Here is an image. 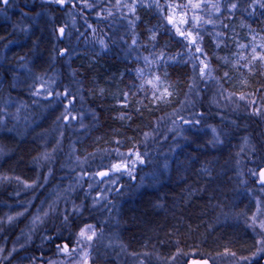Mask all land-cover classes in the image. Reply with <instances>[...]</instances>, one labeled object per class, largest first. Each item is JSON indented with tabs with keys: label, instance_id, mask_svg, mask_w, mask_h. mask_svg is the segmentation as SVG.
<instances>
[{
	"label": "trees",
	"instance_id": "1",
	"mask_svg": "<svg viewBox=\"0 0 264 264\" xmlns=\"http://www.w3.org/2000/svg\"><path fill=\"white\" fill-rule=\"evenodd\" d=\"M121 1L9 0L14 5L0 4V101L7 95L22 104L33 103L36 85L48 83L55 93L52 98L59 99L60 109L74 107L71 116L63 122L56 121L62 124V140L58 132L49 140L20 139L9 132L11 126H0L1 200L10 199L16 187L14 180L35 177L41 159L52 151L46 165L53 168L55 186L67 181L63 165L70 147L78 154L97 157L95 163L104 155L105 162L111 163L108 170L122 159H108L109 151L104 152L105 149L122 147L141 155L148 151L150 155H142L143 161H153L159 156L153 155L152 144L146 142L151 137L160 151L171 152L175 130L164 127L163 118L184 105L191 83L192 59L197 53L184 47L185 40L165 24L170 13L177 21L187 18L186 32L201 34L199 47L209 57L208 68L218 74L229 67V55L240 38L264 31V8L260 7L264 0H191L201 3L195 10L190 6L176 7L188 5L189 0H138L141 4L135 6V16L128 19L127 11L120 12ZM193 16L199 19L193 22ZM117 22L122 24V30L116 28ZM82 29L87 32H80ZM12 40L19 43L18 52L7 58L3 48ZM88 42L96 45L97 53L90 52ZM129 45L139 47L142 61L132 58ZM164 57L169 63L161 62L158 67L162 72L167 70L163 73L168 72L174 93L162 102L154 96L156 89L148 82L141 83L137 75L145 64ZM244 77L242 92L251 97L248 105L227 108L219 116L206 94L199 102L193 101L194 112L204 116L206 125L217 128L218 139L205 149L206 135L204 140L198 138V133L186 136L193 144L187 147L193 159L186 170L178 172L177 160H172L167 172L156 175V183L147 175V186L136 191L134 183L126 180L127 175L114 177L117 188L112 193L118 189L126 195L118 197L116 192L104 197L110 196V202L114 201V213L108 219V208H99L104 200L82 187L71 197L79 214L73 210L76 216H69L67 224L59 217L62 223H55L59 230H78L90 224L100 236L117 235L122 244L120 250L97 247L96 258L101 252L104 258L95 264H186L192 257L246 264L255 240L247 228L251 211L245 205V196L248 185L257 189L254 171L264 163V123L259 116L264 110V69L253 66ZM1 114L0 106V117ZM75 119L80 124L84 122L85 127L80 136L69 138ZM43 123H39L37 131ZM43 144L47 145L46 150L41 149ZM258 151L260 158L248 157ZM126 160L136 176L149 173L147 163L132 164V158ZM201 163L207 165L206 174L197 172ZM87 172L83 178L92 177ZM190 186L197 192L189 193ZM67 204L70 206L71 202ZM112 222L114 226H110ZM28 249L20 253L29 254L34 260L42 256H32ZM136 255L144 261L134 262Z\"/></svg>",
	"mask_w": 264,
	"mask_h": 264
},
{
	"label": "rangeland",
	"instance_id": "2",
	"mask_svg": "<svg viewBox=\"0 0 264 264\" xmlns=\"http://www.w3.org/2000/svg\"><path fill=\"white\" fill-rule=\"evenodd\" d=\"M121 2L120 12L127 11L126 19L130 16H135V6L141 4L138 0H123ZM1 3H3L2 0H0V4ZM8 3L9 6L14 5L12 2ZM126 3L130 4L128 5L129 8L126 7ZM133 8L134 11L132 10ZM169 16L174 15L170 13ZM167 17L165 24L171 27L175 35H178L173 25L168 23ZM175 21L176 27H179L181 31L186 32L184 29L185 23H180V21H177L176 19ZM120 22H117L115 26L122 30L123 27ZM190 24L194 28V24ZM80 32L86 33L87 29H82ZM191 32L194 36L197 34L199 35L200 39L198 40V44L200 45L201 34L195 33V31ZM240 39L241 42L235 44L233 51L229 55L231 59L229 67H227L222 74L216 73L213 68H208L209 74L205 76H201L200 74V68L202 67L200 61L204 60L208 65L210 64L209 57L206 56L203 51L202 53H197L195 47L188 46V41L185 40L184 47H187V49L189 48L193 53H197L195 59H192L193 67L191 68L189 77L191 83L189 89H187L184 105H180L173 112L168 114L167 117L163 118L166 123L164 127L168 125L171 130H175L173 135L175 146H173L171 152L160 151L159 144H157L153 138L150 137V139L146 140L147 144H152L153 146V155L159 156L153 161L152 159L149 161L148 159H144L143 163H147V166L150 167L149 173L144 172L141 176H136V173L134 172L130 175L127 172H109L108 176L101 177L98 173L102 171L108 172L110 169L108 170L107 166L111 164L105 162L107 160H105L106 158H104V155L100 161L95 163L97 157L90 158V153L87 155L78 154L74 147H70V149H67L64 154L67 163L64 162L63 165L67 181L61 182L55 186L56 181L52 180L54 177V171L51 165H46V160L50 159L53 151L47 155V158L43 157L41 159L35 177L14 180V183L12 184L16 187L10 195V199H0V264H91L92 262L95 264L97 261L102 262L104 258L103 252L98 253L99 259L96 258L97 247L102 246L110 251H119L122 244L118 239V236L115 234L105 236L96 234L91 241H84L79 236L82 228L78 229L77 232L75 231L76 229L59 230V226L57 224L55 225V223L60 221L58 219L59 217H62V220H65L64 223L67 224L68 217L74 214L72 213L73 210L79 214L77 210L78 208L74 207L71 197L75 194V191H78L82 187H87V189L90 190L91 195L95 197L98 194L100 199L104 200L99 208H108L106 211L108 219L111 217V213H114V201L112 200L113 202H110V196L107 199H104V197L110 195L112 191L117 188V185L115 184L116 179L114 177L121 174L127 175L126 180H129V183H134L136 186L133 191L140 190L144 186H147V175L151 176L153 183H156V175L161 174L164 171L167 172L170 161L172 160H177L178 172L188 168L189 161L193 159V156L188 151L187 147L189 145L192 147L193 144L189 140H186V136L191 134L194 136L193 134L198 133L200 135L198 138L204 140V135H206L205 142H207V145H204V147H208V143L214 144L218 139V130L215 127L213 128L210 125H206L203 119L204 116H200V114L197 115L194 112L195 103L193 101L199 102V98H203L204 94H206L208 102L218 110L217 113L219 116H223L227 108L236 109L248 105L251 102L250 95L246 92H242L244 91L243 88L246 83L244 76L245 74H248L249 70H252L253 66L256 67L261 65L264 69V58H262L264 57V47H262L264 46V31ZM89 41L91 42L92 40ZM90 42H88L91 50L90 52H92V54L97 53L96 45L94 44L93 47ZM124 42L125 39L122 40V44ZM18 44L19 43L14 40L7 42L3 48V51L5 49L4 56L6 55L7 58H13L18 52ZM241 45L245 47H241ZM128 50H130V54L133 56L132 58L142 61L143 56L139 54V47L137 45H129ZM161 62L169 63L168 57H164V60L157 58L156 61L145 64L137 77L141 83L148 82L151 88L156 89L157 92L153 95L155 98L164 102L174 93V87L171 86L169 82L170 80L167 76L168 72L163 73L167 70H163L162 72L158 67V64H162ZM157 77L159 78L158 80L156 79ZM1 88L2 86L0 84V92ZM35 88L38 91H33L32 95L34 100L33 103L30 104H22L17 100L13 101V98L11 99L7 95L3 97V100L0 101L2 109L0 126L2 128H4V126H11L9 127L11 128L9 132L16 134L20 139H29L31 141L49 140L51 139V136L56 135V132H58V137L62 140L64 134L62 131V124L56 123V121L63 122L64 118L71 116L70 114L73 112L74 107L69 106L63 108L61 106L60 109L58 105L59 99L56 97L52 98V94L55 93H52V89L49 88L48 83L36 85ZM165 90L167 94L165 93ZM161 96H163V98H160ZM261 102L264 105V94ZM34 106L35 108H33ZM261 112L262 115L259 116L264 123V110ZM41 121H44L43 128L37 131L39 128H37V126ZM81 121L83 120L81 119ZM186 121L187 123H185ZM83 123L84 122L80 124L78 119L71 122L73 128L69 131L71 133L69 138L81 135V131L85 127ZM261 133L264 136V130ZM180 135L185 137V139L181 138ZM165 139H167V136ZM198 146L201 147L203 145ZM46 147L47 145L43 144L41 149L43 148L46 150ZM103 151H109L107 154L108 159L111 157L113 160H126L127 158H132V160L135 159L134 155H132V151H125L122 147L105 149ZM118 153L123 154V157L118 155ZM258 154L260 155L261 152L258 151L255 156L248 154V157L250 159L256 157L260 158ZM142 155L149 157L150 152L146 151ZM263 165L264 163L254 171L256 182H258L257 189L256 187L248 185L249 188L245 196V205L248 206L251 211L247 228L251 229L249 234L252 235L255 240V247L252 250L251 255L246 257V264L255 261L260 262L264 256V227L261 226L264 225V183L260 181L259 175V171ZM86 170L91 172L90 175H92V177L83 178ZM205 172H207V167L201 166L199 168V173L205 174ZM26 184L32 185V187H25ZM188 188L187 191L189 193L194 194L197 192V189L193 186ZM35 189L36 191L33 193ZM116 190L114 191V193L118 192L115 194L116 196L123 197L126 195L125 192ZM114 193H112V195H114ZM60 200H62V203H60ZM67 201L71 202L70 206L67 204ZM45 213H47L46 216L44 215ZM37 215L41 217V220L34 224L33 220ZM74 215L76 216V214ZM9 217H12V219L9 220ZM65 217H67V220ZM60 223H62V221H60ZM103 225L109 224L105 223ZM110 226H114L113 222ZM93 228L97 233L96 228L94 226ZM51 231L54 232L53 235H55V238H61V235H65V237L69 238L70 247L68 248V252L44 246V244H47L45 241L50 239V236L47 235H49ZM89 235H91V232H89ZM39 240L41 241V245L43 244L40 251L42 256H40L39 260L32 259L28 254L20 253L25 248L30 247L34 242ZM94 251L95 255L93 254ZM132 259L137 263L139 261H144V258L140 255H136V257ZM209 261L211 263L215 261V264H224V261L220 262L214 259H210ZM225 264L228 263L226 262ZM237 264L243 263L238 262Z\"/></svg>",
	"mask_w": 264,
	"mask_h": 264
},
{
	"label": "snow or ice",
	"instance_id": "3",
	"mask_svg": "<svg viewBox=\"0 0 264 264\" xmlns=\"http://www.w3.org/2000/svg\"><path fill=\"white\" fill-rule=\"evenodd\" d=\"M2 2L4 4H7L9 2V0H2ZM189 6L192 9L195 10V9H199L201 7V3H192L191 0H189V4L188 5H176V7H189ZM169 7H172V5H169ZM213 7L216 8V11H219V8L217 6L213 5ZM232 7L235 8L236 5H232ZM260 7L264 8V3L260 4ZM132 10L134 11V8ZM191 19H192L193 22H196L199 18L197 16H193ZM167 20H168V23L172 24L173 27L176 29V33L180 37H182L184 40L188 41V46H190V47L194 46L195 47V51L197 53H202V49L199 47V44H198V40L200 39L198 34L194 36L192 34V32H190V31L189 32L181 31V29L179 27H176V21H175L174 16H168ZM187 22H188V20H187L186 17L182 18L180 20V23H187ZM207 22L211 23V21H207ZM60 31H61V33H63V29H61ZM152 39H155V35L152 36ZM133 42L135 43V41H133ZM101 43H103V42L101 41ZM241 47H245V46L241 45ZM262 47H264V46H262ZM262 58H264V57H262ZM200 64L202 65V67L200 68L201 76L208 75L209 74L208 65L204 62V60H201ZM156 79L158 80L159 78L157 77ZM165 93H166V90H165ZM65 95H67V93H65ZM160 98H163V96H161ZM185 123H187V121ZM118 155L123 157V154L118 153ZM132 155L135 156V160L131 161L132 164H135L137 162H139V163H143L144 162L141 153L135 152V153H132ZM110 171L113 172V173H115V172H127L130 175L131 174V167H130V164L127 162V160L122 159L120 162L112 164L111 168H110ZM98 175L101 176V177H105V176L109 175V172H103L102 171V172L98 173ZM260 178H261V181L264 182V171H262L260 173ZM25 187H32V185L26 184ZM44 215L46 216L47 213H45ZM11 219H12V217H9V220H11ZM65 219L67 220V217H65ZM40 220H41V217L39 215H37L34 218L33 223L35 224L36 222H38ZM261 226L264 227V225H261ZM89 232H91V235H89ZM79 236L84 241H91L93 239V237L96 236V232H95V230L93 228V225H90V224L85 225L84 228H82L80 230ZM59 250L60 251H64V252H68V245L65 244ZM69 254H71V253H69ZM205 264H206V262H205Z\"/></svg>",
	"mask_w": 264,
	"mask_h": 264
},
{
	"label": "bare ground",
	"instance_id": "4",
	"mask_svg": "<svg viewBox=\"0 0 264 264\" xmlns=\"http://www.w3.org/2000/svg\"><path fill=\"white\" fill-rule=\"evenodd\" d=\"M204 148H205V147H204ZM205 149H207V147H206ZM205 149H202V151H204ZM201 166H207V165L201 163V164L199 165V168H200ZM199 168H198V169H199ZM197 172H199V170H197ZM206 173H207V172H205V174H206ZM75 231L77 232L78 230H75ZM62 236H63V235H62ZM53 244H54V246L59 247V248L62 247V246H64L65 244H67V245H68V248H69V247H70V240H69L68 237H65V235H64V236L61 238V240H58V239H56V238H53ZM41 246H43V244L41 245V241L39 240V241L34 242L33 245H31L30 247H28V248L31 249V255L37 257V256L39 255L40 251H41ZM30 249H28V250L30 251ZM28 255H29V254H28Z\"/></svg>",
	"mask_w": 264,
	"mask_h": 264
},
{
	"label": "water",
	"instance_id": "5",
	"mask_svg": "<svg viewBox=\"0 0 264 264\" xmlns=\"http://www.w3.org/2000/svg\"><path fill=\"white\" fill-rule=\"evenodd\" d=\"M262 171H264V166L260 169V171H259V175H260V173H261ZM260 180H261V178H260ZM263 183H264V182H263ZM205 262H206V264H209V263H208L206 260H204V259L194 258V259L189 260V262H188L187 264H205ZM263 264H264V259H263Z\"/></svg>",
	"mask_w": 264,
	"mask_h": 264
}]
</instances>
